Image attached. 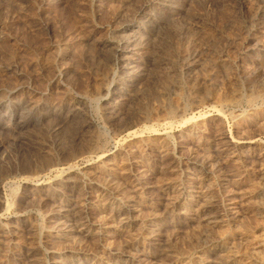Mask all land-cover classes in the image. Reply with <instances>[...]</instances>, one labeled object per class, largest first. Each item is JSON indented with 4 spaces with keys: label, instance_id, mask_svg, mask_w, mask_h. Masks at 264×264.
<instances>
[{
    "label": "rangeland",
    "instance_id": "1",
    "mask_svg": "<svg viewBox=\"0 0 264 264\" xmlns=\"http://www.w3.org/2000/svg\"><path fill=\"white\" fill-rule=\"evenodd\" d=\"M0 264H264V0H0Z\"/></svg>",
    "mask_w": 264,
    "mask_h": 264
}]
</instances>
